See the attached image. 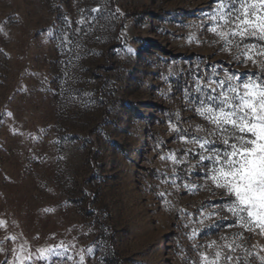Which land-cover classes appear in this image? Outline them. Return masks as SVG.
I'll use <instances>...</instances> for the list:
<instances>
[{"label":"rangeland","instance_id":"rangeland-1","mask_svg":"<svg viewBox=\"0 0 264 264\" xmlns=\"http://www.w3.org/2000/svg\"><path fill=\"white\" fill-rule=\"evenodd\" d=\"M215 4L0 0V264H264L191 143L228 90L209 81L264 82L208 31Z\"/></svg>","mask_w":264,"mask_h":264},{"label":"snow or ice","instance_id":"snow-or-ice-1","mask_svg":"<svg viewBox=\"0 0 264 264\" xmlns=\"http://www.w3.org/2000/svg\"><path fill=\"white\" fill-rule=\"evenodd\" d=\"M229 2L233 7L238 4L235 15L228 10L226 0H216L213 12L208 16L213 22L208 31L223 41L225 51L235 47L246 60L264 69V60L256 59L264 57V44L243 43L248 39L264 42V0ZM237 79L225 73L224 80L207 83L206 86L212 91L223 89L225 84L228 90L217 92L218 107L201 101L200 107L195 109L211 127L207 129L206 136L191 139V143L200 149L196 153L198 164L210 162V166L204 165L208 181L231 198L227 208L222 211L236 218L235 226L250 232L259 229V234L264 235V82L250 79L237 84ZM201 90L198 85L197 91ZM217 97L210 99L215 101ZM170 128L180 131L175 125L170 124ZM198 131L205 129L199 128ZM213 137L224 146L223 153L213 152L209 147L217 142ZM180 139L189 142L186 135H181ZM161 159H169L174 165L186 162L178 160L175 154L162 156ZM227 247L231 250V245ZM50 251L40 250V258H46ZM220 258V251L215 253L214 258L201 253L202 264H219ZM18 259L20 264H24L28 257ZM228 259L230 261L231 257Z\"/></svg>","mask_w":264,"mask_h":264}]
</instances>
